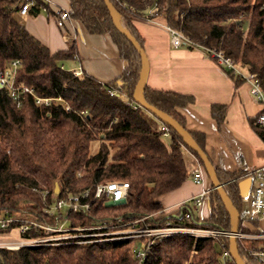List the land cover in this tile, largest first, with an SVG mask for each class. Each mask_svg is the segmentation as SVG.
Instances as JSON below:
<instances>
[{
  "label": "trees",
  "instance_id": "1",
  "mask_svg": "<svg viewBox=\"0 0 264 264\" xmlns=\"http://www.w3.org/2000/svg\"><path fill=\"white\" fill-rule=\"evenodd\" d=\"M32 1L31 15L38 14L42 7L50 11L44 0ZM109 1L122 26L142 48L143 39L133 20L162 15L166 26L181 32L192 45L219 51L252 74L264 94V0ZM69 2V18L79 21L90 34L109 35L127 65L116 79L107 83L97 82L84 72L74 76L66 65L80 60L75 41L67 49L50 52L19 24L15 15L21 0H0V68L10 60H19L17 82L34 88L42 98L61 100L39 107L26 96L17 108L7 92L0 89V218L35 220L49 225L64 218L74 228H88L102 222L133 221L151 214L160 215L155 222L158 224L166 220L184 223V213L189 212L190 219L185 225L229 232L231 219L215 190L207 220L195 218L193 210L185 205L176 217L161 216L158 198L178 188L187 178L183 150L189 151L202 167L203 163L173 128L134 102L141 59L115 29L104 1ZM228 73L236 82L241 80ZM107 90L114 95H109ZM143 97L186 129L207 155L204 135L189 131L179 112L193 103L192 96L145 86ZM69 100L72 104L66 112L62 103ZM225 110V106H211V115L218 125ZM83 111L86 113L82 114ZM250 124L264 140V128L255 119ZM163 127L168 130L167 136L163 135ZM92 145H96L94 152ZM215 172L239 215L238 232L254 233L244 225L256 222L248 219L238 189L246 174L225 172L217 167ZM110 181L129 183L126 199L119 205L106 206L105 198H94L95 186ZM85 190L89 192L90 203L85 215L67 211L55 216L43 213L53 197L66 198ZM42 191L47 192L44 201ZM18 225L11 222L7 229H0V234ZM134 245V240L126 239L17 250L0 248V264H235L229 255V238L222 236L198 240L175 236L159 240L141 262L131 253ZM236 245L244 264H264L257 255L264 252V241L238 238ZM224 252L227 257H223Z\"/></svg>",
  "mask_w": 264,
  "mask_h": 264
},
{
  "label": "crops",
  "instance_id": "2",
  "mask_svg": "<svg viewBox=\"0 0 264 264\" xmlns=\"http://www.w3.org/2000/svg\"><path fill=\"white\" fill-rule=\"evenodd\" d=\"M46 1L50 11L70 9L69 0ZM17 20L50 52L67 49L75 41L80 60L73 62V66L97 82L116 79L127 65L109 35L90 34L79 21L68 19L59 28L55 20L42 11L19 16ZM133 25L143 39L148 60L145 86L193 97V103L180 108L179 112L189 131L204 135L206 153L214 167L225 172H244L250 178L256 170L264 169V140L250 124L260 112V106L250 95L249 84L243 80L236 82L215 59L207 57L198 48L173 47L162 15L148 20L135 19ZM240 71L246 73L243 69ZM213 105L226 109L219 125L211 115ZM183 156L187 178L178 188L158 198L161 215L177 216L182 206L191 207L190 199L205 189L208 194L200 207L193 210V215L200 221L207 220L211 214L213 188L205 171L203 182L194 183L191 174L201 165L189 151L183 150ZM248 202L249 196L243 199L245 211ZM255 222V225H244L254 232L251 234L263 235L264 218ZM258 256L264 263V252Z\"/></svg>",
  "mask_w": 264,
  "mask_h": 264
},
{
  "label": "built area",
  "instance_id": "3",
  "mask_svg": "<svg viewBox=\"0 0 264 264\" xmlns=\"http://www.w3.org/2000/svg\"><path fill=\"white\" fill-rule=\"evenodd\" d=\"M46 3L47 1L44 0ZM32 0H21L18 16L27 15L30 11ZM48 5V3H47ZM41 11L46 13L47 16L55 20L56 25L59 28L64 26V23L70 19L68 12L62 9H53L48 11L42 7ZM170 43L173 47H187L192 46L198 48L204 52V54L216 60L226 71L232 72L233 75L238 76L241 80L249 84V92L253 100L260 106V112L258 113L255 123L264 128V94L260 89L256 78L246 72L242 73L240 67L237 66L230 58L224 57V55L215 50H206L199 46L192 45V43L179 31L167 28ZM21 67L19 60H10L4 67L0 68V89H4L9 95L11 101L19 108L22 104V99L29 96L33 99L34 104L39 107H48L54 101H61L59 98H42L38 96L34 88L26 86L17 82V75ZM74 76H80L81 71L79 69L70 70ZM109 95H114L113 91L107 90ZM72 101H66L62 103L63 109L68 112ZM86 112L83 111L82 114ZM163 135L167 136L168 130L163 127ZM192 180L196 184H201L204 178V170L201 166H197L192 174ZM252 185L249 193V202L247 209V217L250 221H259L264 218V169L256 170L252 175ZM35 191V189H32ZM129 190V183L126 181H110L105 183H99L95 186L94 198H105L106 206H114L123 203L126 199ZM208 190L203 189L199 194L190 199L191 210H196L202 204L206 198ZM47 192L42 191L41 197L43 201L46 199ZM89 196L88 190L81 192L78 195H68L66 198L53 200L50 204H47L43 213L48 216H55L62 212H72L74 214H86L90 210V203L87 201ZM160 215L151 214L141 217L139 219L124 222L119 220L116 224H107L105 222L98 223L88 228H74L67 224L66 219L57 221L55 225H49L46 223H39L35 220H22L6 217L0 218V229L4 230L8 228L9 223L18 222L19 225L11 231L16 232L18 239L16 240H0V248L7 250H17L22 247L33 246H56L64 244H88V243H100L111 242L117 240H134L135 245L131 249L135 259L143 261L148 251L159 241L168 239L175 236L189 237L195 240L227 237L231 236L230 231H217L198 226L185 225L190 219V213H184L182 221L184 223H175L170 220H166L163 224L155 223ZM162 216V215H161ZM163 217V216H162ZM176 217V216H175ZM56 220H59L56 218ZM10 231V232H11ZM36 234V237H31V233ZM42 234L43 236H40ZM238 238L246 239H264L263 235L253 234H237ZM260 254V253H259ZM257 254V255H259ZM223 257H227V253H223Z\"/></svg>",
  "mask_w": 264,
  "mask_h": 264
},
{
  "label": "water",
  "instance_id": "4",
  "mask_svg": "<svg viewBox=\"0 0 264 264\" xmlns=\"http://www.w3.org/2000/svg\"><path fill=\"white\" fill-rule=\"evenodd\" d=\"M107 10L109 12V15L111 17L112 23L115 27V29L122 34L129 43L133 46V48L138 53L140 59H141V72L139 80L136 84L134 93H133V100L134 102L148 111L151 115L156 117L158 120H160L162 123L170 126L173 128L179 136L182 138L183 142L190 147L194 152L197 153L198 157L200 158L201 162L203 163V169L211 183V186L213 190H215L225 208L227 213L229 214V217L231 219V236L229 237V255L231 257V260L235 264H244L241 258L239 257L237 253V234H238V224H239V215L235 208L233 207L229 197L227 196L226 192L223 189L222 184L218 181L215 167L211 163V161L208 159L207 155L200 149V147L195 143V141L192 139L190 134L186 129H184L176 120H174L172 117L168 116L166 113L162 112L161 110L149 105L143 97V91L145 88L146 78L148 75V60L146 57V54L144 52V49L140 46V44L137 42V40L122 26L117 11L115 10L114 6L109 0H103ZM252 185V179L250 177H246L239 181L238 183V189L240 196L244 199L249 196L250 189ZM54 193H58V187L55 186Z\"/></svg>",
  "mask_w": 264,
  "mask_h": 264
},
{
  "label": "rangeland",
  "instance_id": "5",
  "mask_svg": "<svg viewBox=\"0 0 264 264\" xmlns=\"http://www.w3.org/2000/svg\"><path fill=\"white\" fill-rule=\"evenodd\" d=\"M16 17H19L18 15H15ZM156 17V16H155ZM154 18V17H153ZM150 19H152V18H150ZM73 63V62H72ZM72 63H69V64H67L66 65V68L67 69H69V70H71V69H74L75 68V66H73V64ZM96 150V145H92L91 146V151L92 152H94ZM16 240V239H18V237H17V234H16V232H14V231H11V232H8V233H5V234H0V240L1 241H6V240Z\"/></svg>",
  "mask_w": 264,
  "mask_h": 264
}]
</instances>
